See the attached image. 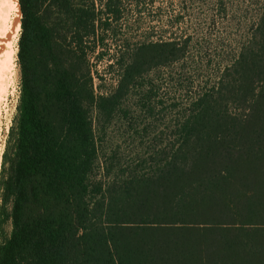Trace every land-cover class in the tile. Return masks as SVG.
Segmentation results:
<instances>
[{
  "label": "trees",
  "instance_id": "16d2710c",
  "mask_svg": "<svg viewBox=\"0 0 264 264\" xmlns=\"http://www.w3.org/2000/svg\"><path fill=\"white\" fill-rule=\"evenodd\" d=\"M18 2L21 91L2 167L0 226L11 229L0 264H264V0L213 80L168 73L183 98L168 104L166 148L134 165L113 154L104 181L92 110L110 119L145 73L185 65L189 37L139 44L116 89L95 95L86 56L104 46L120 0ZM158 88L146 87L141 110L152 114Z\"/></svg>",
  "mask_w": 264,
  "mask_h": 264
},
{
  "label": "rangeland",
  "instance_id": "374dc122",
  "mask_svg": "<svg viewBox=\"0 0 264 264\" xmlns=\"http://www.w3.org/2000/svg\"><path fill=\"white\" fill-rule=\"evenodd\" d=\"M2 2L3 0H0V213L4 216L9 206L4 204L2 198V167L6 163V156L13 146L15 137L21 73L17 60L18 38L10 42L16 51L13 62L10 61L8 64L4 58L8 55L6 27L9 22L6 20L4 24L1 18V15L4 17L6 13L8 15ZM120 2L118 16L105 26L104 46L97 47L86 56L95 95H108L116 89L123 69L121 62H126L131 51L143 42L183 40L189 37L191 59L183 66L175 65L171 69L154 68L145 73L143 84L134 85L129 89L122 98V110L114 113L112 118L106 119L104 115L92 110L91 119L95 134L100 139L98 147L101 157V166L95 175L103 181L115 176L116 168L112 169L106 178L103 169L105 160L108 161L113 154L119 157L123 166L131 160L134 165L139 156H147L149 152L166 148V144L173 138L170 128L173 113L168 104L171 99L176 98L179 101L183 98V94L168 82V73L171 70V73L176 75L175 73L180 70L187 74L192 72L194 78L198 80L201 78L204 82L213 80L214 73L217 72L216 65L219 63L218 66L222 67L226 64L235 53L237 44L245 40L248 26L252 24L256 10V0H120ZM98 52L103 54L100 55ZM200 62L203 67L193 71L197 67L194 63ZM198 80L194 86L198 84ZM150 84L159 85L152 98V104L155 105L152 114L141 110L140 101V96ZM124 110H128L126 116L123 115ZM10 229V222L5 220L0 226V238L7 235Z\"/></svg>",
  "mask_w": 264,
  "mask_h": 264
},
{
  "label": "bare ground",
  "instance_id": "6f19581e",
  "mask_svg": "<svg viewBox=\"0 0 264 264\" xmlns=\"http://www.w3.org/2000/svg\"><path fill=\"white\" fill-rule=\"evenodd\" d=\"M2 4H3V7L6 6V10L8 11V15L5 12L6 17L1 15V18L4 21L3 22L4 24L6 23V20L9 22V25H7V27H6V31H7L6 32V34H7L6 42L8 45V55H6L4 58H5V61L9 62L8 64H10V61L13 62L14 53L16 52L15 49L10 44V42L12 40L16 41L18 38V34L20 32L21 11H20L18 0H3ZM4 26H3V28H4ZM9 70H11V69H9Z\"/></svg>",
  "mask_w": 264,
  "mask_h": 264
}]
</instances>
